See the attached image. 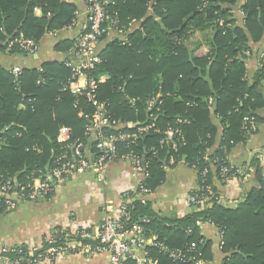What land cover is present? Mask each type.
<instances>
[{
  "label": "trees",
  "instance_id": "16d2710c",
  "mask_svg": "<svg viewBox=\"0 0 264 264\" xmlns=\"http://www.w3.org/2000/svg\"><path fill=\"white\" fill-rule=\"evenodd\" d=\"M112 1L107 10L111 19H119L124 34L108 42L100 54L102 63L93 74L105 73L109 78L99 86L98 99L110 103L112 118L129 123L147 120L153 112L149 108L146 112L148 101L161 92V97H156L159 110H154L160 132L151 131L138 147L150 161V176L144 181L145 186L153 191L165 179L168 147L157 154L150 150L160 146L163 130L169 125L180 126L185 135L186 144L174 153L177 161L184 158L187 165L196 164L201 176L210 163L203 159L206 154L211 161L219 160L214 172L209 170L205 178L201 176L198 197L208 198L205 209L169 220L157 217L150 203L137 201L129 205L128 226L135 222L142 224L147 237L156 234L158 241L169 248L187 249L196 242L197 259L206 262L209 256L201 242L198 222H213L223 233V252L228 256L224 264H264V178L259 177L260 187L252 189L244 202L227 206L220 202L213 177L216 174L221 183L228 181L221 176V167L228 164L226 152L230 154L238 143H245L251 137L242 128L244 116L254 115L258 124H264L259 113L264 107V94L259 91L264 82V45L251 78L249 57L245 55L249 50L252 57V45L263 43L264 0H208L205 7L203 0ZM35 7L42 9L41 16L35 15ZM239 9L245 14L240 18ZM76 11L74 3L64 0H0L3 29H0V48L8 50L9 42L18 37L38 45L46 33L69 28ZM191 14L193 17L184 25ZM132 25L138 27L134 29ZM211 27L216 31L211 52L195 56L185 44L188 32ZM74 44L73 39H64L56 45V50L70 53ZM8 51L28 55L18 44ZM21 70L15 75L0 65V172L24 181L35 165L45 167L53 155L60 153L59 136L64 144L85 138L88 117L80 116V110L90 114L93 108L83 98L81 107H76V97L65 90L71 76L65 62L52 61ZM122 88L130 98L137 99L135 106L124 98V93L119 91ZM210 97L214 99L213 105L209 104ZM215 117L219 119L221 132ZM178 118L187 122L180 125ZM123 130L129 131L131 127L125 126ZM35 146L40 151L34 150ZM232 175L237 177L235 168ZM4 213L1 207L0 215ZM141 217L150 221L141 223ZM66 235L58 229L51 237L57 244H66ZM42 244L47 248L48 238ZM29 246H14L9 256L18 258ZM148 252L160 264H181L173 262L159 247H149ZM127 264L136 261L130 259Z\"/></svg>",
  "mask_w": 264,
  "mask_h": 264
},
{
  "label": "built area",
  "instance_id": "2783aa9c",
  "mask_svg": "<svg viewBox=\"0 0 264 264\" xmlns=\"http://www.w3.org/2000/svg\"><path fill=\"white\" fill-rule=\"evenodd\" d=\"M112 0H85L87 25L84 31L76 38L73 46L72 55L74 58L65 61V65L70 69L71 76L69 78L65 90H68L76 97L75 106L78 107L84 102L90 103L93 112L86 114L83 109L80 110V116L88 117V123L84 133V139L72 143L64 144L63 137H58L61 145V151L52 156L51 160L45 167L34 166L26 175L24 181H19L17 177L0 172V208L4 207L8 212L18 207L20 203L37 202L40 199H50L55 195L56 188L84 173L95 174L98 180H104L108 166L115 160H125L134 166L136 172L141 174V180L138 182L137 192L141 195L150 193V189L145 186L144 181L150 176V161L146 160L145 155L141 154L138 147L140 141L151 131L160 132L155 122L156 111L158 108V99L154 97L148 101V107L153 110L145 121L137 120L129 123H122L112 118L109 110L110 103L102 101L97 97L99 86L106 83L109 76L105 73L99 75L93 74L97 67L102 63V58L97 52V48L109 31H115L119 34L124 33V28L120 27L119 19L110 18L107 7ZM208 0H203V7ZM39 7L34 8L37 13ZM241 16L244 12L239 9ZM78 12H75V18L69 28L77 24ZM111 19V20H110ZM1 29V28H0ZM3 30V29H1ZM18 44L20 48L28 54H34L37 51V45L30 39L23 37L15 38L8 44V50ZM21 67H15L12 71L15 75L21 73ZM124 93V98L129 104L135 106V98H130L125 89H119ZM213 98L209 99L212 104ZM156 110V111H154ZM155 112V113H154ZM187 119L178 118V124H184ZM125 126L131 127V130L124 131ZM259 124L256 116L246 115L243 119V130L249 136L255 134ZM164 136L160 140V146H153L151 152L157 154L161 149L168 147L169 156L165 159L170 165L185 161L180 159L177 161L174 153H178L181 145L186 144L185 135L180 126L169 125L163 130ZM34 150L40 151L36 146ZM206 162H210L203 171L201 176L206 177L209 170L216 166L217 158L210 160L208 154L203 158ZM226 164L221 167V176L227 180H234L236 176H230L233 166L230 162V154L226 152ZM193 168H197L194 164ZM210 190V188H209ZM208 198L190 197V203L193 205L207 203ZM105 214L91 233L86 227L79 226L76 231V239L80 241L78 250L86 253L107 252L109 254V264H127L130 259H137L136 249H145L148 240L144 235V227L142 224L135 222L128 226L130 219L129 205L130 202L124 201L119 205V214H115L113 204L108 200L104 203ZM145 222L147 220H144ZM68 235V234H67ZM66 235V239L69 235ZM91 240L92 242L84 243L83 240ZM151 241L156 247L161 248L169 258L175 262L187 263L194 261L195 264H203L201 259H197V243L192 242L187 249L169 248L167 245L158 241L156 235ZM48 247L44 249V244L31 245L27 248L25 254H21L18 258L11 259L9 253L14 249L10 246L0 247V261L11 264H41L44 260H51L60 253H65L75 245L66 242V244H57L52 237L48 238ZM145 254L148 255L146 249ZM22 253V252H20ZM153 260H145V263L138 259V264H159Z\"/></svg>",
  "mask_w": 264,
  "mask_h": 264
},
{
  "label": "crops",
  "instance_id": "0c3cea01",
  "mask_svg": "<svg viewBox=\"0 0 264 264\" xmlns=\"http://www.w3.org/2000/svg\"><path fill=\"white\" fill-rule=\"evenodd\" d=\"M64 1L72 2L77 6V24L72 28L46 33L37 45V51L34 54L10 53L8 50L0 48V65L3 68L11 71L15 67L35 68L44 63L65 62L74 58L72 55L73 47L70 53H66L56 50V45L64 39L75 41L84 31L87 25L86 4L85 0ZM42 12L39 7V11L34 13L36 16H41ZM237 16L241 17L239 12ZM137 27V25L131 26L134 29ZM215 32L213 27L205 30H191L188 32L189 37L185 44L195 56L206 55L211 52ZM197 36L200 37L197 39ZM118 37H120L118 32L109 31L105 38H102L97 48L98 54L102 53L108 42ZM263 45L264 40L262 45H252L254 51L252 57H250L252 54L249 50L245 52V55L249 57L247 60L249 78L257 70L258 58L262 54L261 47ZM259 91L264 94V82L259 87ZM156 96L161 97V92ZM213 103L214 99L212 104L209 102L211 105ZM20 108H24V105H21ZM148 108L147 105L146 112ZM212 109L214 115V108ZM259 113L264 117V107ZM214 121L220 131L219 119L215 117ZM219 140L220 133L216 139L217 146ZM230 162L237 171V177L234 180L221 183L217 181L216 174L213 177L216 190H219L220 202L223 205L236 206L247 199L252 189L260 187L259 177L264 178V124H259L258 131L251 135L247 142L238 143L232 149ZM164 168V181L147 195L138 194L137 186L141 180V174L136 172L134 166L125 160L111 162L105 179L101 181L93 173L80 174L60 184L52 198L20 203L17 208L0 215V247H14L22 244L41 245L44 239L54 235L58 229H62L69 235L67 242L75 245V247L41 264H109L107 252L86 253L78 250L80 241L76 239L75 234L79 226L86 227L91 233L94 232L105 214V201L108 200L113 204L114 212L117 215L120 213L119 205L124 201L130 202V204L137 201L142 204L150 203L151 209L157 217L169 220L184 218L207 207L208 203L197 205L190 203V197L199 198V192L202 189L201 176L196 168L187 165L185 161L175 165L168 163V166ZM210 170L215 171L213 167ZM149 221L150 219L147 217L140 218L141 223ZM198 226H200L201 242H204L207 247L209 256L206 262L201 259L203 264H224L228 256L223 252V233L219 227L213 222L206 221L198 222ZM144 235L148 240L145 248L148 252V248L154 246L150 240L156 234L147 237L144 227ZM145 249H136V264L139 263L138 259L143 263L146 259L153 260L152 263L157 261L149 256V252L148 255L145 254Z\"/></svg>",
  "mask_w": 264,
  "mask_h": 264
},
{
  "label": "water",
  "instance_id": "95a60500",
  "mask_svg": "<svg viewBox=\"0 0 264 264\" xmlns=\"http://www.w3.org/2000/svg\"><path fill=\"white\" fill-rule=\"evenodd\" d=\"M194 14H191L190 16H188L185 21H184V25L188 22V20L193 17ZM180 29H182V27H180L179 29H177L176 31H179ZM225 203V202H224ZM0 264H3L1 261H0Z\"/></svg>",
  "mask_w": 264,
  "mask_h": 264
},
{
  "label": "rangeland",
  "instance_id": "374dc122",
  "mask_svg": "<svg viewBox=\"0 0 264 264\" xmlns=\"http://www.w3.org/2000/svg\"><path fill=\"white\" fill-rule=\"evenodd\" d=\"M200 35H201V34H200ZM199 37H200V36H199ZM199 37L197 36V39H198ZM201 37H202V35H201ZM197 39H196V40H197Z\"/></svg>",
  "mask_w": 264,
  "mask_h": 264
}]
</instances>
